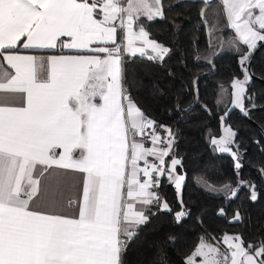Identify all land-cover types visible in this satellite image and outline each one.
Listing matches in <instances>:
<instances>
[{
    "label": "snow or ice",
    "instance_id": "obj_1",
    "mask_svg": "<svg viewBox=\"0 0 264 264\" xmlns=\"http://www.w3.org/2000/svg\"><path fill=\"white\" fill-rule=\"evenodd\" d=\"M222 4L244 75L233 81L232 104L244 111L251 79L245 65L264 41V0ZM160 5L0 0V264H124L127 245L149 219L146 212L154 206L172 211L157 189L165 179L178 195L182 189L180 160L172 155L166 161L174 135L123 86L125 56L150 49L149 60H162L169 51L149 39L142 23L134 29L141 17L162 16ZM30 52L45 55L24 54ZM222 131L212 144L230 152L235 132ZM235 168H241L238 159ZM244 186L225 187L236 198ZM248 186L255 200V186ZM69 190L77 196L67 197ZM219 214L226 216V209ZM185 215L175 213L177 222ZM223 244L227 252L201 237L185 264H264V240L246 245L225 234Z\"/></svg>",
    "mask_w": 264,
    "mask_h": 264
},
{
    "label": "trees",
    "instance_id": "obj_2",
    "mask_svg": "<svg viewBox=\"0 0 264 264\" xmlns=\"http://www.w3.org/2000/svg\"><path fill=\"white\" fill-rule=\"evenodd\" d=\"M161 9L162 16L141 17L138 23L169 51L162 60L125 56L123 86L148 117L173 133L171 155L181 162L176 170L184 182L179 195L166 179L157 189L172 211L154 206L146 212L149 219L127 245L124 264H185L201 237L211 242L224 233L239 234L246 245L264 240V139L240 111L228 108L231 80L243 73L240 54L222 50L231 32L223 8L218 0H161ZM251 71L261 80L251 77L246 83L245 107L251 94L254 104H264V46L253 57ZM221 115L235 130L239 170L231 154L215 151L210 143L220 133ZM248 117L264 131V109L250 110ZM159 131L164 135L163 128ZM200 180L231 187L243 181L245 186L232 198L229 188L211 192ZM248 185L255 186V200ZM221 208L226 216L219 214ZM180 211L186 215L177 222ZM235 212L240 219L230 220Z\"/></svg>",
    "mask_w": 264,
    "mask_h": 264
},
{
    "label": "rangeland",
    "instance_id": "obj_3",
    "mask_svg": "<svg viewBox=\"0 0 264 264\" xmlns=\"http://www.w3.org/2000/svg\"><path fill=\"white\" fill-rule=\"evenodd\" d=\"M218 1H219V3L221 4V6H222V8H223L222 0H218ZM223 12H224V15H225V20H226V14H225L224 8H223ZM226 24H227V20H226ZM228 28H229V27H228ZM229 29L231 30V32H230V36L227 37V38H225V40L223 41V43H222V50H230V49H234V48L232 47V43H233V41L236 40V37H235V33H234V31H233L231 28H229ZM258 43H259V42H258ZM242 46H243V45H240L241 48H242ZM243 50H244L245 52L249 51V50L246 48V46H244ZM251 52H252V50H251ZM239 56H240V55H239ZM246 63H247V62H246ZM245 66H246V65H245ZM235 79L243 80V79H244V75L242 74V76H240V77H234V78L231 80V83H230V85H231V97H230V102H229L228 108L233 107L232 101L234 100V95H233V93H234L235 90L233 89L232 84H233V81H234ZM245 89H246V84H245ZM249 94H250V93H248V95H249ZM249 97H250L251 101H249L247 105L254 103V102H252V100H253V98H252V94H251ZM244 98H245V95H244ZM255 105H256V104H255ZM244 107H245V106H244ZM234 108H236L238 111L242 112L240 108H237V107H234ZM258 110H260V109H258ZM222 118H223V115H221V117H220V133H219V135H217V136H212V137L210 138V143H211L212 148H213L215 151H219V152H222V151H220V148H219V147H217L216 145H213V144H212V139H213V138H216V139H220V138H222V136L224 135L222 129L225 128V127H228V128H230L233 132H235V130H234V129H233L228 123H226V122L224 121V119H222ZM148 131H150V130H148ZM164 134H165V135H163L162 138H164V139H166V137L168 138V134H167V132H165ZM233 138H234V137H233ZM233 138H232V142L229 143V144L227 145V147H228L231 151H230V152H225V153H229V154H231L232 156H233V153H235V155H237V152H236V149H235V146H234V140H233ZM171 156H172V155H171ZM171 156L167 158V161H168L169 163H170ZM175 158L178 159L176 156H175ZM150 159H152V158H150ZM236 159H237V156H236ZM236 159H234V160H235L234 163H236ZM176 174L183 176V174H182L181 172L177 171V170H176ZM239 182H240V181H239ZM199 183H200V185H202L205 189H207V190H209V191H211V192H217V191H220V190H222V189H226L225 186H214V185H212L211 183L205 182V181H203V180H200ZM236 187H237L236 185H233L231 188H236ZM175 189H176V188H175ZM229 191H230V192H229V195H230V193H231V189H229ZM176 192H177V194H178L177 189H176ZM179 192H180V191H179ZM236 214H237V212H235L232 216H230L229 219H230V220H235L234 217H235ZM225 234L230 235V236H240L239 234L224 233V234H223L218 240H214V241L212 240V241L209 242V243L213 244L214 246L220 247L222 250H224L225 252H227L228 250H227V248H226V245L223 244V236H224ZM198 243H199V242H198ZM198 243H197V245H198ZM197 245L195 246V248L193 249V251L196 249ZM193 251H192L188 256H190V255L193 253ZM188 256H187V257H188ZM187 257H186V258H187ZM186 258H185V260H186ZM199 259H200V258L198 257L197 260H199Z\"/></svg>",
    "mask_w": 264,
    "mask_h": 264
},
{
    "label": "water",
    "instance_id": "obj_4",
    "mask_svg": "<svg viewBox=\"0 0 264 264\" xmlns=\"http://www.w3.org/2000/svg\"><path fill=\"white\" fill-rule=\"evenodd\" d=\"M263 46H264V41L260 42L257 45V47L251 52V54H250V56L248 58V61L246 63V67L248 68V70H249V72L251 74V77L252 78H258L259 80H261L260 77H256L253 74V72L251 71V64H252V60H253V57L255 56L256 52ZM244 109L245 110L242 111L241 114L259 130V132L261 133V135H262V137L264 139V131H263V129L256 122H254L252 119H250L248 117V112L250 110H253V109H257V110L258 109H264V104L263 105H255L254 103H252V104H249L246 107H244Z\"/></svg>",
    "mask_w": 264,
    "mask_h": 264
},
{
    "label": "crops",
    "instance_id": "obj_5",
    "mask_svg": "<svg viewBox=\"0 0 264 264\" xmlns=\"http://www.w3.org/2000/svg\"><path fill=\"white\" fill-rule=\"evenodd\" d=\"M160 6H161V5H160ZM137 25H139L138 22H137V24L134 25V29L137 27ZM149 39L152 40L150 37H149ZM153 41H154V40H153ZM56 51H58V50H56ZM65 51H67V50H65ZM24 54L45 55V53H42V52H30V53H24ZM148 55H154V53H152L151 50L149 49L147 55H145V56H148ZM5 66H6V65H5ZM38 72H40V74H41L42 76L44 75L43 70H41V69H39V68H38ZM150 131H151V130H150ZM165 132H166V131H165ZM165 132H164V133H165ZM160 134H161V136H163L161 132H160ZM164 135H165V134H164ZM137 139H141V137H137ZM165 140H167V137H166ZM145 144H146V147H151V143H150V141L146 140V141H145ZM65 195H66L67 197H75V196H77V193H76V191H74V190H69V191H67V192L65 193ZM138 207H139V205H138ZM64 214H67V212H65Z\"/></svg>",
    "mask_w": 264,
    "mask_h": 264
},
{
    "label": "flooded vegetation",
    "instance_id": "obj_6",
    "mask_svg": "<svg viewBox=\"0 0 264 264\" xmlns=\"http://www.w3.org/2000/svg\"><path fill=\"white\" fill-rule=\"evenodd\" d=\"M258 242H260V240H258L255 244H257Z\"/></svg>",
    "mask_w": 264,
    "mask_h": 264
}]
</instances>
